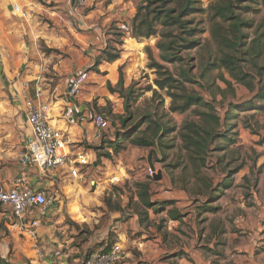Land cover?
Masks as SVG:
<instances>
[{
	"label": "crops",
	"instance_id": "0c3cea01",
	"mask_svg": "<svg viewBox=\"0 0 264 264\" xmlns=\"http://www.w3.org/2000/svg\"><path fill=\"white\" fill-rule=\"evenodd\" d=\"M139 1L88 0L80 6L77 0H0V29L5 37L0 39L5 52L0 51V62H11L7 47H17L21 53L13 52V59L23 58L30 66L16 78L10 71L11 63L1 68L4 75L5 69L10 74L6 76L8 88L26 125V136L30 130L24 98L33 97L40 88L51 105L50 123L64 133L70 155H85L90 162V166L78 165V177L61 167L40 174L35 166L22 164L20 159L0 167V187L8 189L22 177L26 185L54 195L44 212L28 214V218L39 221L32 235L22 232L19 222L1 210L0 264H48L53 258L67 256L78 260L87 251L96 253L108 244L119 247L114 264H264V179L246 182L223 204H215L214 196L209 202L213 210L203 205L205 198L192 209L184 190H162L163 186L156 190L153 205L144 207L136 195L140 182L130 177L119 158L121 151L113 154L107 148L115 168L111 159L98 154L105 142L103 130L95 129L92 123L93 97L106 92L107 82L111 86L117 83L119 69L130 82L135 58L146 56L144 48L152 46L147 39L130 35ZM13 6L23 14L19 16ZM113 26L121 33L118 38L110 34ZM109 44L120 50L119 58L112 62L101 54ZM82 69L88 70L89 79L81 95L71 99L66 89L72 74ZM46 71L51 73L44 74ZM148 152L147 165L153 166V153ZM137 164L135 160L129 162L131 169ZM153 167L160 170L157 165ZM109 175L118 178L114 183L118 188L131 186L134 192L130 189L129 196L120 194V210L105 209L97 214L90 208L93 202L80 194L82 188L76 185L89 179L90 184L95 180L98 188L101 176L107 183ZM224 187L228 190L232 185L227 182ZM58 188L66 194H58Z\"/></svg>",
	"mask_w": 264,
	"mask_h": 264
},
{
	"label": "trees",
	"instance_id": "16d2710c",
	"mask_svg": "<svg viewBox=\"0 0 264 264\" xmlns=\"http://www.w3.org/2000/svg\"><path fill=\"white\" fill-rule=\"evenodd\" d=\"M258 3L264 4V0H210L206 8L202 7L200 0H140L131 19L130 35L133 38L159 37L155 46L162 61L172 63L182 59L175 52L178 47L187 50L198 48L206 52L209 59L201 67L200 77L217 70V77L231 88V99L222 106L224 112L219 115L214 99L205 100L199 94L186 91L185 83L196 81L191 68H182L178 74L179 78H176L170 70L155 60L150 46L144 48L148 60L147 68L154 70L157 76L153 84L170 98L169 111L184 113L192 109L193 119L182 122L177 131L181 141L180 149L184 152L187 163L182 167V172H188L195 178V192L205 198L203 205L210 210L215 209L209 205L210 200L230 181L226 179L214 190L211 179L201 173L202 168L207 167L210 156L217 152L223 153L217 158V163H220L230 152V147L235 145L239 113L250 112V116L264 113V32H257L254 38L248 40L246 30L252 26V21L242 17L251 9L255 11L256 8H252V5ZM198 13H206L209 23V39L203 40V43L200 38H196L199 32L203 31L194 22V16ZM116 42L121 43L118 40ZM211 47L214 48L213 53ZM101 54L105 61L112 62L119 58L120 50L109 44ZM211 54L213 56L210 59ZM224 72L228 74L229 79L223 75ZM234 84L247 89L248 96H238ZM106 88L123 98L126 114L120 118L119 128L104 140L105 145L101 148L108 147L113 154L124 150L127 144L150 149L171 129L159 122L153 113L143 112L131 117L128 100L132 98L133 88L131 84L125 86L121 69L118 70L117 83L111 86L107 82ZM147 89L151 90L154 96L158 95L156 89ZM219 92L225 99V91L219 89ZM145 122L147 124L144 129L138 130ZM98 154L111 158L109 152ZM179 166V163L172 165L175 168ZM241 167V164H238L226 173L232 177ZM159 180L148 177V180L136 184L138 201L144 207L153 205L152 198L157 190L155 184ZM109 201V198L103 197V203L108 210H120L117 202L112 205ZM111 248L112 245L108 244L99 251L107 252ZM92 253L93 251H87L78 260L88 258Z\"/></svg>",
	"mask_w": 264,
	"mask_h": 264
},
{
	"label": "rangeland",
	"instance_id": "374dc122",
	"mask_svg": "<svg viewBox=\"0 0 264 264\" xmlns=\"http://www.w3.org/2000/svg\"><path fill=\"white\" fill-rule=\"evenodd\" d=\"M200 1L203 8H206L210 2V0ZM252 8H256V10L252 11L251 9L249 12L242 15L243 18L252 21V26L248 27L246 30L248 40L254 38L257 32H264V4L258 3L256 5H252ZM17 14L21 16L20 11ZM194 22L198 28L203 30L199 32L196 37L200 38L203 43V40L209 39V23L206 20V13L196 14L194 16ZM110 29V34H112L115 38H118L117 36L121 34L115 26ZM2 33L1 28L0 39H5ZM158 39V36H153L147 38L146 41L148 44H150V42L152 44L151 48L155 60L161 63L166 69L170 70L176 78H179L178 74L182 68H191L196 81H194L195 83H185L186 91L189 93L199 94L205 100L214 99L218 114L222 115L224 112L222 106H225L227 100L231 99V88L228 87L219 77H217V74H219L217 70L205 73L202 77H200L201 67L205 64L204 62L209 60L207 59V53L198 48L187 50L178 47L175 52L177 56L182 59L176 60L172 63L164 62L160 59L159 50L155 46ZM142 41L144 42V40ZM178 42L181 43L180 41ZM7 48L9 49H7L9 54L8 57L11 56V62L7 60H3L4 63L0 62V167L12 165L15 160L20 159L21 154L25 151L26 138V125L22 121L20 110L18 109L16 100L14 99L15 96L8 88L9 82L6 80V76L8 78L10 74L5 69L6 75H4L1 68L4 66L7 68V62L11 63L10 65H12V68H8L11 73L15 75L14 78H16L20 77L22 73L27 72V69H30V66H27L28 63L23 58L16 57L13 59L11 54L13 52L21 53V50H18L17 47L15 49L12 47ZM41 49L43 50L44 47H41ZM0 51L1 53H5L1 47ZM211 51L213 53V47H211ZM212 56L213 54L210 55V59ZM135 59L136 69L134 77L130 82L125 79L126 85L131 84L133 88L132 98L128 100L131 117H136L138 114L143 112L153 113L159 122L166 124L171 129L166 131L167 133L162 136L160 141L150 149L138 148L134 145L127 144L126 148L121 151V156L119 158L123 165H126V170L130 177L136 178L138 182H144V179L145 181L148 180L146 170L148 166L146 162L147 151L153 150L154 153L151 155V165H157V167L160 168V180H162L161 183L155 184V188L158 190V188L163 186L162 190H184L189 195V201H191L192 204L191 208L194 209L196 205L201 203V200H203L204 197L195 192V185L197 184L195 178L191 177L188 172H182V167L187 163L184 152L180 149L181 141L177 134L182 122L193 119L192 109L184 113L170 112V98L164 91L158 90L153 84V80L157 76L154 70L147 68L148 60L146 56L143 55L140 59H138V57ZM22 65H24L23 70L21 68ZM69 67L71 66L69 65ZM43 73L50 74L51 71ZM223 75L229 79L226 72H224ZM233 86L235 93L238 96H248V91L243 86H238L236 84ZM148 87L156 89L158 95L154 96L152 91L147 89ZM219 89L225 91V99L222 97ZM92 102L94 112L106 116L110 122V127L103 130L101 133V138L107 140V138L114 134L115 130L119 128L120 118L126 114L124 109V100L120 95L106 90V92L103 94L101 93L99 97H96L95 95ZM239 114L240 115L237 119L238 135L235 137V145L230 147V152L220 163H217V158L223 153L217 152L212 154L209 158L207 167L202 168L201 170V173L204 176L211 179V182L214 185V190H217V188H219V186L222 185V182L226 179L227 181H230L232 185V188L228 190H226L227 187L220 188L221 191L218 192V195L215 198V204H223V201L226 200L227 196L240 192L241 186L246 182L264 179V138H260L261 134L264 132V113H257L254 116H250V112L246 114ZM113 124H115V126ZM146 124L147 122L142 123L138 130L144 129ZM107 148L108 147L104 148L101 152H109V148ZM231 158H234L235 160L230 161ZM134 160L138 162V164L131 169L129 162L132 163ZM110 162L112 163V167L115 168L112 159ZM176 163H179L180 166L176 168L172 167V165ZM238 164H241V169L237 173H234L232 177H229L226 172ZM30 167L33 168L34 166L31 165ZM187 171L189 170L187 169ZM108 177L111 176L109 175ZM102 179L103 178L101 176V187L98 188L95 180H93V184H90L89 179L85 182H81L80 186L76 185L79 189L82 188L80 194L88 196L90 201L93 202L91 205L92 207L90 208L97 214L102 211H106L105 209H108V207L103 203L104 196L109 198V202L114 205L116 202L121 201L120 194H127L131 189V186L125 187L124 189H121V187L118 188L110 181L103 183ZM142 179L143 181H141ZM58 189V194L62 196L66 194L65 192H61L63 189ZM131 192L134 191L132 190ZM71 193H73V191ZM127 196H129V194H127Z\"/></svg>",
	"mask_w": 264,
	"mask_h": 264
},
{
	"label": "built area",
	"instance_id": "2783aa9c",
	"mask_svg": "<svg viewBox=\"0 0 264 264\" xmlns=\"http://www.w3.org/2000/svg\"><path fill=\"white\" fill-rule=\"evenodd\" d=\"M47 3L54 0H39ZM88 0H77L78 5L86 4ZM15 12H23L18 6H13ZM89 79L86 69L77 70L72 74L66 89V95L78 98ZM24 108L29 134L26 136L25 151L21 154L22 164L35 166L40 174L55 168H68L72 177L79 176L78 165H88L89 159L85 155L71 156L67 148L64 133L60 128L50 123L51 105L43 97L40 88H36L33 97L25 96ZM92 123L97 130H106L110 127L108 118L102 114L94 113ZM147 176L153 177L157 170L153 166H147ZM109 181L116 183L118 178L112 176ZM54 201V195L43 190L36 189L25 184L21 177L16 179L8 189L0 187V209L9 212L18 222L22 232L32 235L39 221L36 218H28L31 212H44ZM0 210V212H1ZM36 248V245H34ZM37 249V248H36ZM119 247L115 244L108 252H96L84 260L53 258L48 264H114L117 259ZM37 254L41 256L40 250Z\"/></svg>",
	"mask_w": 264,
	"mask_h": 264
},
{
	"label": "water",
	"instance_id": "95a60500",
	"mask_svg": "<svg viewBox=\"0 0 264 264\" xmlns=\"http://www.w3.org/2000/svg\"><path fill=\"white\" fill-rule=\"evenodd\" d=\"M152 153H154L153 150H150L149 155L152 154ZM149 157H150V156H149ZM153 177H154L156 180H159V179L161 178V171L158 170V171H157V174H155Z\"/></svg>",
	"mask_w": 264,
	"mask_h": 264
}]
</instances>
